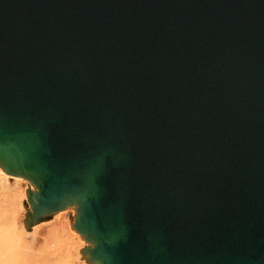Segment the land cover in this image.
<instances>
[{"label": "water", "instance_id": "water-1", "mask_svg": "<svg viewBox=\"0 0 264 264\" xmlns=\"http://www.w3.org/2000/svg\"><path fill=\"white\" fill-rule=\"evenodd\" d=\"M0 164L93 264H264V0H0Z\"/></svg>", "mask_w": 264, "mask_h": 264}, {"label": "rangeland", "instance_id": "rangeland-1", "mask_svg": "<svg viewBox=\"0 0 264 264\" xmlns=\"http://www.w3.org/2000/svg\"><path fill=\"white\" fill-rule=\"evenodd\" d=\"M27 181L0 175V234L11 238L1 250L0 264H93L86 255L93 244L75 229L77 206L31 221L28 193L34 185Z\"/></svg>", "mask_w": 264, "mask_h": 264}, {"label": "bare ground", "instance_id": "bare-ground-1", "mask_svg": "<svg viewBox=\"0 0 264 264\" xmlns=\"http://www.w3.org/2000/svg\"><path fill=\"white\" fill-rule=\"evenodd\" d=\"M3 173H8L6 170H5V168L0 164V175L1 174H3ZM27 183H29L30 184V186L31 185H34V190L33 189H31L30 190V192H33V193H36L37 192V189H36V186H35V184L33 183L32 184V182H28L27 181ZM31 206V205H30ZM32 208V207H31ZM17 218H16V222H17V225H19V214H17ZM74 224H76V221H74ZM11 238L9 237V236H6V234H0V253H1V250H3L4 249V247L11 241L10 240ZM91 247H93V246H91ZM68 264H71V263H68Z\"/></svg>", "mask_w": 264, "mask_h": 264}, {"label": "crops", "instance_id": "crops-1", "mask_svg": "<svg viewBox=\"0 0 264 264\" xmlns=\"http://www.w3.org/2000/svg\"><path fill=\"white\" fill-rule=\"evenodd\" d=\"M13 205V204H12ZM15 209H17V208H15ZM11 210H12V208H11Z\"/></svg>", "mask_w": 264, "mask_h": 264}]
</instances>
